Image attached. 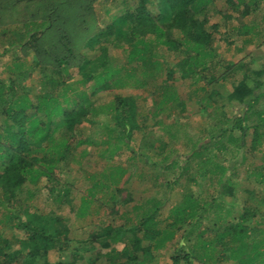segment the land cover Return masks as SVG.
<instances>
[{
	"label": "trees",
	"instance_id": "1",
	"mask_svg": "<svg viewBox=\"0 0 264 264\" xmlns=\"http://www.w3.org/2000/svg\"><path fill=\"white\" fill-rule=\"evenodd\" d=\"M98 1L0 0V25L6 22L20 25L12 32L15 39L12 47L20 50L21 57L30 54L36 57V64H40L44 78L42 82L47 87L42 95L32 101L23 87L24 73L15 78L10 77L7 81L0 80V197L3 199L0 204L11 212L7 222H15L14 227L25 234L24 240L20 242L22 246L9 253L5 250L10 249V242L0 238V264H79L83 260L95 264L94 260L84 255L94 250V246H91L94 242L100 249L108 248L111 253H115L113 259L106 258L108 264H157L154 254L164 249L168 242L171 243L174 233L180 229L176 224L195 217L198 198L190 196L185 205L172 210L174 221L165 228H158L156 215L159 209L156 207L144 214L139 223L131 228L106 226L78 241V247L70 248V231L64 219L30 212L22 204L25 189L28 197H31L28 186H34L41 177L52 179L56 170L65 168L73 145L97 143L92 139L87 141L78 138V126L81 124L87 122L99 126L102 123L109 128L110 139L120 141L126 149H131L129 143L133 133L142 131L137 121L135 97L122 96L116 92L110 105L101 106L96 111L90 109V96L119 90L125 85V80L134 79V83H137L138 74L145 76V79L148 77L147 83L155 81L153 76L161 69V63L156 58L158 48L181 55V60L174 65L180 79L190 80L192 84H203L200 90L205 93L207 100V104L200 101L203 112L211 108L214 113L220 111L222 114L225 105L233 104L246 106L249 111V105L257 104L264 94V64L252 67L259 60L253 51L236 50L242 57L228 64L225 72L216 75L220 63L213 48V36L215 33L220 35V25L219 22L211 23L208 14L211 9H217L215 0H122L119 6L112 9L121 11L120 14H114L104 26L98 23L94 14V5ZM263 1L225 0L227 13L221 14L217 10L214 13L221 15L222 25L226 27L229 20L238 17L262 16L259 4ZM249 22L248 25H240L239 33L236 31L238 36H246L254 29L253 20ZM228 34H225L226 38ZM110 48H120L124 61L114 64L109 56ZM71 68L79 74L82 86L90 87V92L81 91L73 99L67 96L69 85L64 81V75L68 76ZM241 70L242 79L231 84L230 93L223 95L220 90L211 88L218 81L223 82ZM47 73H50V77H44ZM173 74L174 71L169 70L167 79ZM142 84L145 85L146 81L142 80ZM170 101L181 111L184 110V101L174 92L167 99L165 97L161 105L155 106L151 113L153 124H163L159 117L163 114L161 106ZM107 109L111 112L107 113ZM263 114L258 115L264 121ZM100 117L102 121H99ZM147 119L142 120L143 125ZM220 120L226 123V128L210 134L209 141L221 134L230 137L237 130L240 135L236 141L244 149L246 135L251 131L249 147L253 148L264 134V131L259 133V124L246 125L245 112L232 119L221 116ZM143 137L139 140L138 153H133L135 156L148 157L141 153L142 147L148 151H158V155L164 154L165 146L160 140H155L158 143L156 146L151 139ZM206 147H209L208 144L203 143L197 148L202 151ZM119 152L118 146L111 145L106 153L110 159L119 156ZM142 160L145 165L149 162ZM149 163H153V167L160 164ZM169 165L170 162L164 164ZM230 166L225 178H219V184L225 182L222 187L226 188L231 185L229 192H232L234 184L230 183V176L235 166ZM254 168L263 179L264 167L259 165ZM124 172L119 166L100 178L113 182ZM207 173L210 171L204 170L201 177L204 178ZM262 181L256 182L257 185H264ZM107 188L108 185L102 181L93 183L88 197L81 198L77 209L79 217L84 216L93 203L103 205L110 210V214H117L118 205L130 200L116 195L125 189L122 187L114 189L106 199H96V195ZM55 189L50 192L55 193V201L72 207L66 183ZM249 206L245 205L241 210L242 215L250 214L249 217L240 216L239 222L225 226L216 239L202 242L200 246L210 254L211 263L264 264V241H256L255 231L249 234L252 231L250 219L259 210ZM207 207L209 205L201 208L202 212ZM251 235L253 240L249 242ZM227 237L229 240L225 243ZM115 243L123 244L121 251L117 252L112 247ZM218 247H221V251ZM217 251H220L219 256ZM55 252L65 260L50 263L48 256ZM183 252L177 251L172 255L171 264H192L195 260L192 252Z\"/></svg>",
	"mask_w": 264,
	"mask_h": 264
},
{
	"label": "rangeland",
	"instance_id": "2",
	"mask_svg": "<svg viewBox=\"0 0 264 264\" xmlns=\"http://www.w3.org/2000/svg\"><path fill=\"white\" fill-rule=\"evenodd\" d=\"M121 1L100 0L94 5V14L100 25L104 26L114 14H120L121 11L112 9L116 5L119 6ZM215 1L217 9L214 10L221 14L227 13L225 0ZM259 6L262 8V16L256 18L249 16L245 19L238 17L229 20L226 27L222 25L220 14L214 13L212 9L208 12L212 20L211 23L219 22L220 25L218 29L220 35L215 33L213 36V48L220 63L216 72L217 76L226 71L228 64L236 62L242 57V54L237 53L236 50L253 51L259 60L252 67L263 66L264 1L260 2ZM249 20H253L252 28L254 29L246 36H238L240 25L242 23L243 25L250 24ZM18 26L20 25L13 22L0 25V80L7 81L10 77L15 78V76L24 73L26 77L23 80V87L32 101H35V98L42 95L47 87L42 82L44 78H42L40 64H36V57L32 54L21 57L20 50L12 47L15 40H13L12 32L16 31ZM209 31L211 32V29ZM227 32L229 34L226 38ZM156 53V58L161 63V69L155 72L153 76L155 81L147 83L148 77L145 79V76L138 74L136 81L139 85L134 83V79L125 80L123 88L113 92L103 91L90 96L89 100L90 109L98 111L99 107L110 105L113 102L116 92L122 96L135 97L138 111L137 121L142 127V131L133 133L132 141L129 143L132 150L126 149L122 142L110 139L109 128L102 123L97 126L85 122L78 126V138L81 140L92 139L97 143L83 142L80 146L73 145L65 168L56 170L52 179L41 177L34 186H28L31 197H28L27 189H25L22 204L30 212L64 219L72 241L69 246L75 248L78 247V241L88 238L106 226L127 229L137 225L144 214L151 212L156 207L159 209L156 215L158 228H165L174 221L172 210L185 205V201L190 196L197 197L195 217L185 219L183 223L178 222L176 225L180 229L174 233L171 243L168 242L164 249L155 252L154 255L157 264H171V256L177 251L182 252L183 250L192 252L195 259L192 264H214L209 259L210 254L200 245L206 240L216 239L225 226L239 222L240 216L249 217L250 214L242 215L243 211L241 210L245 205L258 208L259 212L250 219L252 231L249 234L255 231L256 241H264V185L259 186L256 183L260 180L264 182V178L259 177L254 168L259 165L264 167V134H262L264 121L258 115L264 112V94L257 104L249 105V111L246 106L233 104L225 105L222 114L220 111L214 113L211 108L207 112H203L200 101L203 100L202 104H207L205 93L200 90L203 84L194 83V85L190 80L180 79L179 71L174 67L181 60V55L167 52L162 47L158 48ZM109 56L114 64L124 61V55L120 48H110ZM169 70H173L174 74L170 79H167L166 74ZM242 74V70L233 73V76L223 82L218 81L211 88H216L226 95L231 92V84L242 79ZM142 80L146 81L145 85L142 84ZM64 81L69 85L67 96L72 99L77 98L76 96L81 91L90 92V87L82 86L80 76L73 68L68 71V76L64 75ZM174 92H177L181 100L184 101V110L181 111L171 101L164 103L161 106L163 114L159 116L163 124L161 126L153 124L154 119L151 117V113L155 106L161 105L163 99L165 97L167 99ZM109 112H111L110 109H107V113ZM244 112L246 125L259 124L260 126L259 133L262 135L259 144H255L253 148L249 147L251 140V131H249L245 139L246 146L244 149L240 148L239 142L236 141L240 135L237 130L233 131L230 137L222 134L215 136V133L214 139L209 141L210 134L218 132V129L226 126V123L220 120L221 116L232 119L243 115ZM145 118L148 119L143 125L142 120ZM102 120L103 118L100 117L99 121ZM143 135V138L151 139L155 145L158 144L155 140H160L159 142L165 146L164 154L158 155V151H148L142 147V152H140L148 157L140 158L139 154L135 156L134 154L139 148V140ZM203 143H207L209 147L201 151L197 147ZM111 145L119 147L120 155L109 159L106 152ZM142 159H145L146 162L152 161L160 164L153 167V163L148 162L145 165ZM167 162H170V165L164 166ZM230 165L235 166L230 176V183L234 184L232 192H229L231 185L226 188L222 187L225 182L219 184V178H225L224 175L229 173ZM119 166L125 172L123 175L117 176L113 182H106L105 179L100 178V176L109 175L114 168ZM204 170H209L211 174L207 173L202 178L201 174ZM95 181H102L108 185L107 190L104 189L103 192L96 195V199L101 197L106 199L114 189L122 187L125 189L121 194L116 195L125 200L130 198V200L118 205L117 214H110V210L103 205L93 203L87 213L79 217L77 209L80 206L81 198L88 197V191ZM65 183L69 187L72 207L66 203H58L55 201V193H50L52 189L55 191V187L60 188ZM0 200L3 201L1 197ZM206 205L209 207L205 212H202ZM10 214L11 212L0 204V238L9 241L11 246L10 249L5 250L6 253L19 249L22 246L20 242L25 238L23 231L14 227L15 222H7V216ZM196 217L198 218L196 219ZM228 240L227 237L224 242L228 243ZM252 240L253 235L250 236L249 242ZM91 246H94V250L84 255L94 260L95 264H108L109 260L106 258L113 259L115 257V253H111L110 249H100L97 242ZM112 247L118 252L123 248V244L115 243ZM218 248L220 250L221 247ZM220 251L216 252L218 256ZM48 260L50 263H54L58 260L63 261L65 258L59 257V254L55 252L48 256ZM79 264L88 263L83 260ZM218 264L232 263L221 261Z\"/></svg>",
	"mask_w": 264,
	"mask_h": 264
}]
</instances>
